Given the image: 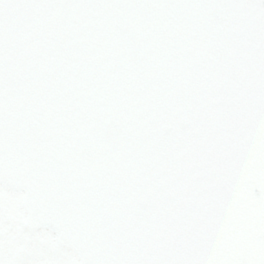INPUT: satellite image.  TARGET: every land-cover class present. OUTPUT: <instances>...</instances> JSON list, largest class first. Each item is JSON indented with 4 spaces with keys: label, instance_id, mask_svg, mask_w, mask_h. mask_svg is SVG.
I'll return each instance as SVG.
<instances>
[{
    "label": "snow or ice",
    "instance_id": "snow-or-ice-1",
    "mask_svg": "<svg viewBox=\"0 0 264 264\" xmlns=\"http://www.w3.org/2000/svg\"><path fill=\"white\" fill-rule=\"evenodd\" d=\"M0 264H264V0H0Z\"/></svg>",
    "mask_w": 264,
    "mask_h": 264
}]
</instances>
